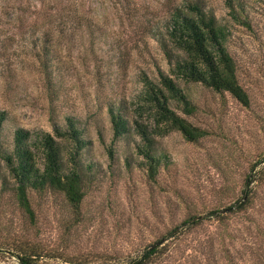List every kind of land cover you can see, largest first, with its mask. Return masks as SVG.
<instances>
[{
	"label": "rangeland",
	"instance_id": "374dc122",
	"mask_svg": "<svg viewBox=\"0 0 264 264\" xmlns=\"http://www.w3.org/2000/svg\"><path fill=\"white\" fill-rule=\"evenodd\" d=\"M179 1L81 0L90 24L49 29L46 79L25 36L53 0H0V108L8 115L3 142L9 146L14 126L50 131L51 117L60 124L63 115H73L86 124L84 155L98 171L75 211L57 191L31 190L29 218L10 190H1L0 264H20L19 248L38 251V260L49 264H127L155 241L162 253L151 264H264V179L257 180L251 208L224 209L241 195L247 173L264 163L253 164L264 156V0H238L246 23L234 20L222 0H205L226 24L247 106L227 92L180 80L195 106L190 112L173 107L205 129L202 137L188 141L174 129L155 135L170 160L153 181L135 161L123 163L122 150L131 152L132 143H113V163L105 151L111 141L105 103L131 105L141 74L154 78L157 67L167 68L147 30ZM141 119L153 122L146 113ZM187 215L194 217L181 223Z\"/></svg>",
	"mask_w": 264,
	"mask_h": 264
},
{
	"label": "trees",
	"instance_id": "16d2710c",
	"mask_svg": "<svg viewBox=\"0 0 264 264\" xmlns=\"http://www.w3.org/2000/svg\"><path fill=\"white\" fill-rule=\"evenodd\" d=\"M230 16L240 23H246L241 16L242 5L238 0H222ZM81 0H53L51 9L43 12L38 26L30 25L25 36L30 52L39 61L41 70L48 78L51 71L49 59L52 27L57 31L67 28H82L90 19L82 10ZM148 34L157 42L167 68L156 69L154 78L141 74V85L131 105L121 99L105 103V112L110 127V140L105 144L109 162L116 160L113 143L121 140L130 146L122 150V161L129 167L132 161L139 166L150 180H155L161 165L169 163L168 153L162 149L155 135H162L174 129L184 139L197 141L205 129L193 125L179 115L173 105H179L186 112L193 111L194 104L179 83L198 82L217 93L227 92L240 104L247 106L249 97L239 82L236 63L227 44L226 24L215 16L205 0H181L172 4L159 25L149 28ZM148 114L152 123L141 119ZM7 112L0 108V191L8 188L17 203L29 218L33 209L29 192L45 189L59 192L75 211L85 193V185L98 172L95 164L86 159L84 149L90 143L86 124L79 117L65 114L58 124L50 118L51 130H29L14 126L9 131V146L2 140ZM97 133L101 137L99 128ZM137 136V139L133 138ZM40 157L37 161L36 154ZM134 157H132V154ZM84 155V156H83ZM264 160V156L253 162ZM241 195L231 204L224 206L227 213L244 212L251 208L257 198V180L264 179V163L247 173ZM216 210H209L215 213ZM194 216L187 215L185 223ZM223 217L219 214L218 218ZM195 219L194 221H196ZM193 221V222H194ZM153 244H147L127 264H151L162 251ZM16 257L20 264H49L39 261L40 253L30 248H19ZM76 264V263H73Z\"/></svg>",
	"mask_w": 264,
	"mask_h": 264
}]
</instances>
